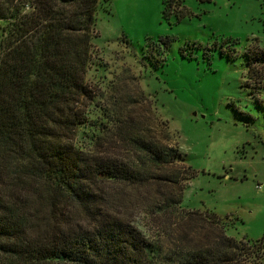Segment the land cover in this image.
<instances>
[{"label": "trees", "instance_id": "trees-1", "mask_svg": "<svg viewBox=\"0 0 264 264\" xmlns=\"http://www.w3.org/2000/svg\"><path fill=\"white\" fill-rule=\"evenodd\" d=\"M109 1L0 0V264H264V238L228 236L215 214L182 208V195L158 207L181 224L167 247L113 212L110 185H177L166 167L183 157L124 121L118 136L141 154L138 162L74 141L87 126L94 144L109 132L108 112L98 119L100 109L79 107L93 102L85 77L97 10ZM172 3L179 5L164 1V17ZM254 65L264 66V51L250 60L260 83L264 73Z\"/></svg>", "mask_w": 264, "mask_h": 264}, {"label": "rangeland", "instance_id": "rangeland-1", "mask_svg": "<svg viewBox=\"0 0 264 264\" xmlns=\"http://www.w3.org/2000/svg\"><path fill=\"white\" fill-rule=\"evenodd\" d=\"M164 1L99 6L85 77L93 102L79 107L100 109L98 119L108 112L110 128L95 131V144L88 126L74 141L85 151L138 162L141 154L118 136L116 124L124 121L146 140L181 152L183 161L166 167L178 174L177 185L153 180L107 190L114 213L165 247L181 224L176 212L168 218L158 207L178 195L185 210L221 218L228 236L262 239L264 81L251 73L250 60L264 51V0H176L167 17Z\"/></svg>", "mask_w": 264, "mask_h": 264}]
</instances>
